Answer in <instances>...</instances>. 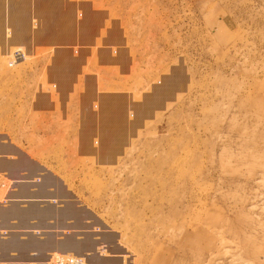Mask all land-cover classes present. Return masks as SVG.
<instances>
[{
    "label": "rangeland",
    "instance_id": "obj_1",
    "mask_svg": "<svg viewBox=\"0 0 264 264\" xmlns=\"http://www.w3.org/2000/svg\"><path fill=\"white\" fill-rule=\"evenodd\" d=\"M135 1L152 19L157 13L161 47L156 75L141 88L149 93L141 115L128 108L114 140L113 166L76 154L64 161L50 153L63 146L59 135L28 137V124L5 125L22 151L46 148L62 159L52 174L63 187L28 161L0 158L9 173L36 171L13 186L0 174V240H9L0 264L59 254L87 264H264V0ZM14 50L24 58L8 67ZM1 54L5 73L36 65L22 48ZM35 76L48 87L44 70ZM25 78L0 73L5 85ZM109 113L125 114L124 101Z\"/></svg>",
    "mask_w": 264,
    "mask_h": 264
},
{
    "label": "crops",
    "instance_id": "obj_2",
    "mask_svg": "<svg viewBox=\"0 0 264 264\" xmlns=\"http://www.w3.org/2000/svg\"><path fill=\"white\" fill-rule=\"evenodd\" d=\"M150 15L135 0H0L1 57L11 48H22L36 63L32 71L23 61L16 65L17 72L7 73L0 65L4 76L26 75L24 85L0 83L1 160L14 165L28 161L33 169H42L36 176L42 174L62 187L52 171L60 170L62 159L70 154L93 157L98 166H113L114 140L121 138L123 126L129 123L128 108L141 115L149 98L141 88L156 75L152 66L161 47L160 32L157 13L153 19ZM42 70L49 88L35 85V73ZM135 88L143 93L142 101L134 100ZM117 100L124 101L125 114L109 113ZM20 107L23 116L18 115ZM20 122L28 124V137L59 135L63 146H53L50 153L62 159L49 157L46 148L22 151L14 145L5 125L11 123L14 132ZM96 138L101 140L99 147L92 143ZM26 169L9 173L0 167V174L13 186L28 172H36ZM12 242L23 241L14 237ZM8 244L9 240H0L3 247Z\"/></svg>",
    "mask_w": 264,
    "mask_h": 264
},
{
    "label": "built area",
    "instance_id": "obj_3",
    "mask_svg": "<svg viewBox=\"0 0 264 264\" xmlns=\"http://www.w3.org/2000/svg\"><path fill=\"white\" fill-rule=\"evenodd\" d=\"M11 59L8 63V67H13L16 64L17 60L23 59L24 54L20 50H14L10 54ZM45 264H87L84 258L76 257L72 255H49V259Z\"/></svg>",
    "mask_w": 264,
    "mask_h": 264
}]
</instances>
